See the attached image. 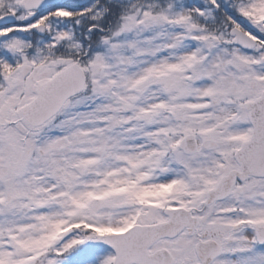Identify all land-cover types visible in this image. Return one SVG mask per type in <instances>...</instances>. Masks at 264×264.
Instances as JSON below:
<instances>
[{"label":"snow or ice","instance_id":"snow-or-ice-1","mask_svg":"<svg viewBox=\"0 0 264 264\" xmlns=\"http://www.w3.org/2000/svg\"><path fill=\"white\" fill-rule=\"evenodd\" d=\"M0 264H264V0H0Z\"/></svg>","mask_w":264,"mask_h":264}]
</instances>
